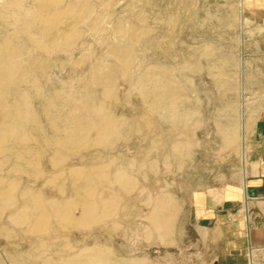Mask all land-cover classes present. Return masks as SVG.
<instances>
[{"label":"rangeland","instance_id":"1","mask_svg":"<svg viewBox=\"0 0 264 264\" xmlns=\"http://www.w3.org/2000/svg\"><path fill=\"white\" fill-rule=\"evenodd\" d=\"M68 5L79 16L42 35L38 17ZM251 7L264 0H0V45L17 44L28 72L0 93L24 112L0 135V264L200 261L211 231L196 203L242 181L257 100L249 57L264 53ZM95 64L113 78L105 96ZM64 93L88 97L112 131L55 145L71 110L55 98Z\"/></svg>","mask_w":264,"mask_h":264},{"label":"crops","instance_id":"2","mask_svg":"<svg viewBox=\"0 0 264 264\" xmlns=\"http://www.w3.org/2000/svg\"><path fill=\"white\" fill-rule=\"evenodd\" d=\"M264 8L249 16L264 24ZM250 90L256 96L241 170V184L206 192L195 205V219L210 225L197 264H264V53L249 57ZM261 206H260V205ZM204 229V228H202Z\"/></svg>","mask_w":264,"mask_h":264},{"label":"bare ground","instance_id":"3","mask_svg":"<svg viewBox=\"0 0 264 264\" xmlns=\"http://www.w3.org/2000/svg\"><path fill=\"white\" fill-rule=\"evenodd\" d=\"M15 7H17L15 2H12ZM43 8V7H42ZM78 9L76 5H68L63 10H57L56 15L57 16H47V17H38L43 24L42 28V35H46L50 32V30H57L59 32V28L61 27L62 23H60V17L62 15H71L73 18L78 17ZM36 14H33L32 17H34ZM38 15V14H37ZM64 38L73 41L77 40L79 37V33L77 30L73 29L70 31H65ZM109 54L114 58L119 60L120 62H125V59L127 57V50L122 47H116L111 48ZM26 64V61L21 58V50L20 47L15 44L13 41L5 39L3 43L0 45V93L1 90L4 88H7L12 81H21L24 77L28 76V72L19 71V68ZM108 66L95 64V66H92L91 69H93V75L91 79L93 82L99 81L102 83L103 93L104 96L109 93L111 88L113 87V78L112 76H109L108 73H100L98 72V69L104 68L107 69ZM99 74L98 76H95V74ZM104 74V75H103ZM103 80V81H102ZM91 82V81H90ZM29 84L36 89L35 80L31 79L29 81ZM84 90L88 89V84L83 86ZM25 90V89H24ZM23 90V91H24ZM26 92V91H24ZM55 98L62 104H70L71 110L61 119L62 124V138L59 141L55 142V145L61 146L62 141H68L69 143H75L81 141L85 137V131L87 129L95 128L99 132L98 135L102 136V131L104 129H107L108 132H111V128L115 126V123L113 119L107 117L105 114L102 115L103 110H99L97 105L89 101L88 97H84L81 99H70V94L64 93V94H57ZM70 99V101H69ZM25 104V103H23ZM48 104L51 106V103L48 102ZM61 108V107H60ZM84 111H87L86 113H83ZM102 111V113L97 116L95 112ZM24 112L21 110V107L13 106L12 108H7V105L4 104L2 101H0V135L3 133H9L11 132L10 124L7 123L9 120H17L23 116ZM70 117V118H69ZM13 122V121H11ZM119 123V122H118ZM98 144V139L96 142ZM31 166V164H29ZM127 179V178H126ZM124 177V180L122 178L117 177L116 180H120V182L124 183V181H127ZM129 180V179H128ZM126 183V182H125ZM126 185V184H125ZM124 185V186H125ZM5 193L3 192V189L0 188V197H3ZM106 202V201H104ZM112 203V202H111ZM104 204V203H103ZM108 200L107 205L105 207H108ZM110 206V205H109ZM104 208V207H103Z\"/></svg>","mask_w":264,"mask_h":264}]
</instances>
